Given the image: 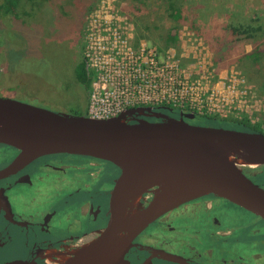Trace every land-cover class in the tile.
I'll list each match as a JSON object with an SVG mask.
<instances>
[{"label":"flooded vegetation","instance_id":"1","mask_svg":"<svg viewBox=\"0 0 264 264\" xmlns=\"http://www.w3.org/2000/svg\"><path fill=\"white\" fill-rule=\"evenodd\" d=\"M57 15L58 23L51 28L45 22L37 24L44 32L30 69L41 79L60 84L61 94L73 100L67 115L86 116V106L78 101L84 95L89 103L82 82L79 18L74 11ZM67 20L72 21L68 26ZM19 154L0 144V264H46L49 250L73 257L97 237L109 190L121 169L108 160L60 153L9 171ZM261 175L263 179H256L264 187ZM152 198L153 194L144 195L140 208L148 207ZM127 234L119 229L117 237ZM122 256L116 264H264V223L227 199L206 195L149 223Z\"/></svg>","mask_w":264,"mask_h":264},{"label":"water","instance_id":"2","mask_svg":"<svg viewBox=\"0 0 264 264\" xmlns=\"http://www.w3.org/2000/svg\"><path fill=\"white\" fill-rule=\"evenodd\" d=\"M134 113H152L161 120L126 119ZM195 118L193 113L175 118L141 108L94 120L0 98V144L20 151L9 171L60 153L108 160L122 171L109 190L97 237L63 264H104L109 255L118 263L149 223L206 195L227 199L264 223V187L244 173L264 167V134L189 122ZM147 194H153L149 206L139 204L138 214L127 220L134 201ZM119 229L128 234L117 237Z\"/></svg>","mask_w":264,"mask_h":264},{"label":"built area","instance_id":"3","mask_svg":"<svg viewBox=\"0 0 264 264\" xmlns=\"http://www.w3.org/2000/svg\"><path fill=\"white\" fill-rule=\"evenodd\" d=\"M119 2L99 0L87 19L84 59L93 77L87 118L109 120L141 108L168 115L160 108L172 107L264 122V98L243 73H217L211 47L190 26L179 31L178 49L138 43L135 25ZM149 118L161 120L152 113L126 115L131 121Z\"/></svg>","mask_w":264,"mask_h":264},{"label":"rangeland","instance_id":"4","mask_svg":"<svg viewBox=\"0 0 264 264\" xmlns=\"http://www.w3.org/2000/svg\"><path fill=\"white\" fill-rule=\"evenodd\" d=\"M119 1L122 11L129 15L135 25L134 17L126 10L128 4L123 2V0ZM73 2L74 0H19V5L13 8L9 13L4 11L0 13V98L13 99L23 103L48 108L49 110L63 114L71 112L68 105L73 100L68 99L67 95L61 94L64 91L60 89V84L52 82V79L49 81L41 79L36 73L31 71L30 65L34 60L38 59L36 55V42L39 40L40 34L43 35L44 32L41 30L44 28L37 24L45 22L46 25L51 28V26L58 23L57 14L62 11V7ZM98 2L99 0L96 1V6ZM143 2L145 3L143 7L152 12L151 21L164 28L172 27L173 23L163 14L164 8L160 0H145ZM39 5L44 7L35 15L30 24L28 13L32 10V6ZM184 5L191 9L194 7V13L197 15L198 19L201 20L202 26H212L214 22L220 24L236 22L248 25L252 20L256 19V17H263L264 15V0H185ZM197 5H200V8H198ZM66 11H71V9L66 8ZM86 11L87 8L82 7V12H78V16L85 20L84 36L82 37L84 44V50L82 52L83 57L86 47V23L89 15L93 12L86 15ZM262 23L264 24V19ZM185 25L189 26V24L184 23L180 26L179 31H181L182 27ZM164 28L160 30L152 29L151 32L147 33L148 40L146 41L161 48L160 37L164 34ZM247 50H252V47L248 46ZM231 69L243 73L249 83L254 87L256 95L260 98H264L260 90L262 79L249 76L247 70L243 69L240 63L228 66L221 70V72L226 73ZM35 92L38 97H35ZM60 95H62V97H60ZM78 101L80 105L83 104L87 107L88 99L86 98L84 100V95H81ZM174 116L176 118L177 114ZM234 116L242 117V115ZM192 122L207 126H211L212 124L203 122L199 119ZM257 123L264 129V122ZM244 173L254 178L253 181L259 184V181H257L258 175L264 173V168H246L244 169ZM143 198L144 197L141 198L140 202Z\"/></svg>","mask_w":264,"mask_h":264},{"label":"trees","instance_id":"5","mask_svg":"<svg viewBox=\"0 0 264 264\" xmlns=\"http://www.w3.org/2000/svg\"><path fill=\"white\" fill-rule=\"evenodd\" d=\"M96 1L97 0H74L73 3L62 7V12L67 13L68 11H66V8H70L71 12L74 11L75 14L78 15L80 12H82V7H84L87 8L86 15H88L94 10ZM143 1L145 0H123V2L128 4L126 10L129 11V13H131V15L134 17L135 26L137 29L136 41L138 43L140 41L148 40L147 33L151 32L152 29L160 30L164 28L151 21L152 12L143 7L145 4ZM160 1L163 4L164 16L171 23H173L172 27H165L163 29L164 34L160 37V49L166 50L170 47L178 49L180 46L178 37L179 28L184 23H187L197 34L202 36L211 47L214 55V66L217 73L228 66L240 63V66L247 70V74L249 76L262 79L260 90L261 95H264V24L262 23L264 15L263 17H256V19L252 20L248 25L236 22L222 24L214 22L212 23V26H202L201 20H199L197 15L194 13V7L191 9L188 6H185V0ZM18 5L19 0H0V13L2 11L9 13ZM43 7L44 6L42 5L32 6V10L28 13L29 19H31L33 15H37V13L40 12ZM197 7L200 8V5H197ZM78 18V20L76 19V24L79 27L78 29H80V37L82 39L84 36L85 20L79 16ZM69 21L70 20L65 21L67 26L69 25ZM70 22L72 23V21ZM248 46H251L252 50L248 51ZM83 50L84 44L82 43V52ZM81 73L85 91L89 95L93 77L87 69L85 60L82 64ZM87 107L85 109V113L87 112ZM160 111L173 116L177 114V116L180 117L188 113L182 112L172 107H161ZM195 115V121L199 119L203 122L212 123L211 126L264 134V129L260 124L252 123L245 116L237 117L230 115L226 117H219L213 115H198L197 113H195ZM261 177H264V173L261 175Z\"/></svg>","mask_w":264,"mask_h":264},{"label":"bare ground","instance_id":"6","mask_svg":"<svg viewBox=\"0 0 264 264\" xmlns=\"http://www.w3.org/2000/svg\"><path fill=\"white\" fill-rule=\"evenodd\" d=\"M140 200H141V198H138L132 204L133 208H132V210H129V212L127 213V216H126L127 220H133L134 217L138 214L139 210H138L137 206L140 204ZM69 256H70L69 254L66 255V254H64V253H62L61 251H58V250H49L46 253V255L44 256V258H45V260L47 262L46 264H63L66 261H68ZM54 258H58L59 261L58 262H53ZM104 264H116L114 257L112 255L106 256L105 259H104Z\"/></svg>","mask_w":264,"mask_h":264}]
</instances>
